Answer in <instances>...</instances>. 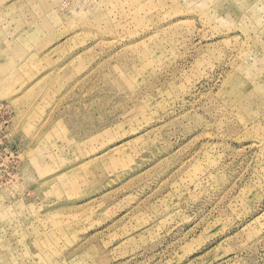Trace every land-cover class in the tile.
<instances>
[{
	"label": "rangeland",
	"instance_id": "1",
	"mask_svg": "<svg viewBox=\"0 0 264 264\" xmlns=\"http://www.w3.org/2000/svg\"><path fill=\"white\" fill-rule=\"evenodd\" d=\"M0 264H264V0H0Z\"/></svg>",
	"mask_w": 264,
	"mask_h": 264
}]
</instances>
